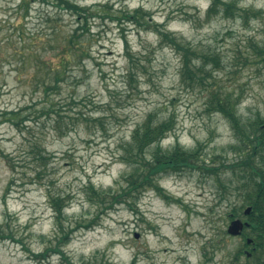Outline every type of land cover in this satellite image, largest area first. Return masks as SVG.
<instances>
[{
  "label": "rangeland",
  "instance_id": "1",
  "mask_svg": "<svg viewBox=\"0 0 264 264\" xmlns=\"http://www.w3.org/2000/svg\"><path fill=\"white\" fill-rule=\"evenodd\" d=\"M72 1L107 7L100 11L104 16L143 8L151 15V25L145 29L109 17L91 19L89 55L82 64L72 57L68 81L60 91L46 93L35 83L24 85L35 70L11 63L13 48L5 37L9 24L0 23V112L21 109L23 121L20 127L0 124V233L13 237L0 242V264H237L239 242L227 229L235 211L243 215L247 208L246 193L238 189L241 172H171L158 181L160 190H147L133 208L120 204L104 210L89 198L86 187L91 182L98 190L119 189L128 170L120 159L121 144L149 113L176 120L164 148L177 141L187 149L199 147L200 158L210 167L245 159L243 152L231 150L240 142L229 121L209 110L202 86L183 78L181 55L161 43L154 25L190 48L215 50L224 68L214 76L241 96L238 114L244 119L264 117V64L243 61L251 39L264 40V0H239L244 9L262 11V17H251L248 23L235 13L207 19L214 0ZM18 2L0 0V22ZM33 5L27 32L46 21L48 13H59ZM10 21L19 24L22 18ZM75 21L64 15L55 43L64 42ZM45 37H34L35 47ZM39 53L53 64L59 61L49 48ZM73 97L85 101L73 105ZM40 153L47 155L44 163ZM259 159L252 161L258 169L263 167ZM53 195L69 202L60 220L70 237L63 247L66 259L51 252L38 257L60 237Z\"/></svg>",
  "mask_w": 264,
  "mask_h": 264
},
{
  "label": "trees",
  "instance_id": "2",
  "mask_svg": "<svg viewBox=\"0 0 264 264\" xmlns=\"http://www.w3.org/2000/svg\"><path fill=\"white\" fill-rule=\"evenodd\" d=\"M34 3H38L39 7L42 5L53 7L59 13H48L45 18L46 21H40L37 26L27 32L25 27L30 13L34 9ZM106 10L107 7L81 6L72 0H19L16 6L9 11L11 12L9 17L6 20L3 19L0 23L9 24L7 29L10 34L5 35V37L8 44L13 48V62L11 63H16L17 69H24L23 67L28 69L29 65L35 70V75L31 76L24 85L35 83L37 89L43 87L44 92L47 91L46 93L60 91L61 84L68 81L67 72L71 70V58L75 57L76 59V57H79V62L82 64L83 58L89 55L86 49L90 46L86 42H89L91 37L89 27L91 19L109 17L112 21L117 20L120 25L128 22L145 29L151 25V15L143 8H138L134 12L119 11V15L106 14L104 16L100 14V11L105 13ZM234 13L245 23H248L251 17L255 19L262 17V11L244 9L239 5V0H228L226 2L214 0L207 11L206 18L210 19L217 14L229 18ZM65 14L76 20L75 28L71 34L65 36L62 44H57L54 41L57 40L61 32L59 23L63 21ZM14 16L18 19L21 17L22 22L19 24L12 23L10 20ZM45 25L49 26L51 34L47 35L45 33L47 31ZM154 28L160 35L161 43L171 46L181 55V74L183 78L189 83L202 86L204 91L207 92L209 110L213 113L222 114L229 121L236 138H239L238 141L240 142L239 146H232L231 150L245 153V159L227 167L225 164L210 167L200 158L199 147L187 149L177 141L169 148H164L162 142L174 131L176 120L173 115L160 119L157 114L149 113L145 120L132 131L130 139L121 144L122 154L120 159L127 165L128 170L121 176L122 184H120L119 189L98 190L90 182L86 187V192L90 195L89 198L104 210L113 209L120 204H126L133 208L144 192L150 189L160 190L158 181L168 173H181L186 170L199 169L215 175L221 169L228 168L234 172L237 171L241 176L244 171L247 178L240 177L241 184L238 189L239 192L244 191L246 193L245 202L252 208L251 216L261 217L252 219V222L258 225L259 231H264V167L258 166V169L257 166L252 164V161L257 157L263 159L260 153L264 151V117L258 114L254 118L244 119L238 114L241 96L233 90H227L218 83L216 76H214L215 72H219L224 68V64L215 50L199 51L190 48L189 44L184 42L182 38L164 28H160L158 24H155ZM1 29L4 30V27H1ZM42 34L46 36L44 38L45 42L35 47L34 37L40 36L42 38ZM20 45L21 49L19 48ZM48 48L52 50L56 58H59L57 63L53 64L39 53L40 49L47 50ZM27 49L30 51L28 54L26 53ZM246 49L248 52H246V57L243 60L244 65L264 64V40L258 42L251 39ZM84 101V98H72L73 105H79ZM20 111L21 109L1 111L0 124L7 121L20 127L23 123ZM8 157L6 156V158ZM46 157V154L40 153L38 159L41 163H44ZM50 202L59 223L60 237L54 248H48L45 253L38 257L46 258L51 252L66 259L63 247L70 242V237L69 231L65 229L60 220L64 217L69 202L66 197L61 195L51 196ZM235 212L230 219L241 216L237 210ZM7 239H13V237L0 233V242ZM135 263L134 261L131 264ZM68 264L72 263L68 261Z\"/></svg>",
  "mask_w": 264,
  "mask_h": 264
},
{
  "label": "flooded vegetation",
  "instance_id": "3",
  "mask_svg": "<svg viewBox=\"0 0 264 264\" xmlns=\"http://www.w3.org/2000/svg\"><path fill=\"white\" fill-rule=\"evenodd\" d=\"M260 154L263 159H259L258 162L264 167V151ZM242 175L247 178V174L242 173ZM259 218L261 217L251 216V214H244L239 218L246 225L238 236H234L239 242L235 258L237 264H264V231H259L258 225L252 222Z\"/></svg>",
  "mask_w": 264,
  "mask_h": 264
},
{
  "label": "water",
  "instance_id": "4",
  "mask_svg": "<svg viewBox=\"0 0 264 264\" xmlns=\"http://www.w3.org/2000/svg\"><path fill=\"white\" fill-rule=\"evenodd\" d=\"M250 212H251V208L249 207L246 210V214H250ZM244 226H245V224L241 220H234L231 222V224L228 227V233L232 236H237L241 233ZM136 237H138V236H136Z\"/></svg>",
  "mask_w": 264,
  "mask_h": 264
}]
</instances>
